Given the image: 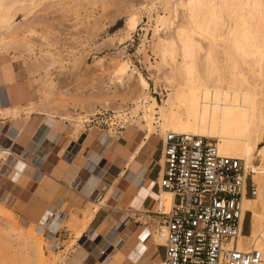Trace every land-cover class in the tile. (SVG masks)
<instances>
[{
	"label": "bare ground",
	"instance_id": "6f19581e",
	"mask_svg": "<svg viewBox=\"0 0 264 264\" xmlns=\"http://www.w3.org/2000/svg\"><path fill=\"white\" fill-rule=\"evenodd\" d=\"M42 1L0 0V61L4 77L11 73V63L20 58L18 53L32 51L34 29L29 24L36 6ZM157 2L160 11L154 16L152 40L153 47L159 53L153 67L156 69V81L165 83V99L159 103L149 95L147 79L132 68L128 60L117 61L113 66L112 77L120 86L127 84L124 95H127L131 107L126 113L122 105L115 106V116L121 118L124 125L129 124V129L139 132L136 147L142 145V137L147 140L151 137L163 140L168 133L191 135L214 140L219 155L243 161L246 170L253 173L252 179L257 191L252 198H242V211L251 213V227L248 235H241L238 248L247 251L256 249L262 253L264 260V0ZM127 13L123 27L127 33L123 36L128 39L138 27V10L132 9ZM19 16H22L20 20ZM165 26H169L172 32L161 36L159 28ZM24 29L27 30L20 37L18 33ZM122 50L116 53L118 58L122 57ZM49 54L41 62L37 61L38 57H34L35 71L43 69L46 77L50 67L62 63L60 55ZM46 93L44 98L48 99ZM110 93L106 92L105 96ZM104 102L106 106L109 105L107 100ZM32 104L29 103L30 107L26 109H23L24 106L0 109V117L30 118L33 112L39 110ZM95 111L96 108L92 106L90 113ZM43 112L48 117L44 123L45 128L28 145L33 154L44 139L56 141L59 137L53 129L56 120L48 116L52 114L51 111L43 109ZM62 116L70 119L73 138L77 139L82 133V117L70 113ZM95 128L99 131L93 139ZM85 132L89 135L82 147L99 140L107 148L108 136L118 134L114 128L106 131L97 126H91ZM4 139L14 142L10 135H5L0 138V144ZM92 150L82 164L77 160L69 164L63 176V180L71 185L80 170L87 175L80 193L88 199L90 205L79 216L71 213L70 218L65 219L58 215L63 210L57 207L48 209L41 205L32 214V228L24 231L13 218L10 200L14 198L9 194L3 195L0 202V247L6 252L14 249L10 251L9 258L2 251L0 256L4 262L10 259L9 264H66L67 254H64L65 249L61 250L64 243L56 237V233L65 226L73 231L71 241L74 242L70 247L71 258L67 257L68 264H82L88 257V252L77 242L89 228L94 214L106 206L107 202V188L103 197L94 200L102 182L98 172L104 157ZM255 158L257 164L254 165ZM13 159L15 162L10 165V172L20 174L16 185H24L29 179L38 182L42 180V173L11 153L8 143L4 144V148L0 146V170L1 165H9ZM157 163H164L162 152ZM143 182L142 174L132 181L135 186ZM172 201L173 195L161 189L156 197L157 209L167 213L172 207ZM107 227L108 223H104L100 230L108 231ZM162 230L152 237L157 245L164 244L165 233ZM91 239L95 241L93 235ZM145 254L140 255L135 264L143 260V257L146 258ZM120 256L118 254L116 258ZM145 264L163 262L156 255L153 263Z\"/></svg>",
	"mask_w": 264,
	"mask_h": 264
},
{
	"label": "rangeland",
	"instance_id": "374dc122",
	"mask_svg": "<svg viewBox=\"0 0 264 264\" xmlns=\"http://www.w3.org/2000/svg\"><path fill=\"white\" fill-rule=\"evenodd\" d=\"M132 9L138 10V27L127 39L126 36H123L127 33L124 32L125 28L123 29V27L125 18L128 15L127 12ZM157 11H160L157 0H43L40 2L34 10L31 23L29 24L34 29L31 42L32 51L28 52L24 50L18 53L20 58L17 59V61H20L18 64L23 65L31 78L33 104H30L39 109L34 113L38 115V120L41 119V115H44V117L47 116L43 112V109L51 111L52 114L48 116L56 120L54 130L57 133H63L66 142L73 138V131L70 119L62 116L64 113H70L72 115L78 114L82 117L81 121H83V124L80 130L82 132L91 126H97L106 131L110 128H114L116 132L124 131L121 128L124 122L121 118L115 116L116 113H114L115 111L113 109L115 106L122 105L124 112L127 113L131 107L128 97L126 98L127 95H124V92L127 90V84L126 86H120L115 83V78L112 77L113 66L117 61L119 62L121 60H128L130 66L135 68L147 79L149 83V95L161 103L166 96L165 83L161 80L159 82L156 81L154 78L156 69L153 67L156 64L155 62L158 61L159 53L153 47L152 40V29L155 26L154 16ZM179 14L181 19V11ZM21 18L22 16H19L18 20ZM159 29L161 36L168 35L172 32L169 26H165L164 28L160 27ZM26 30L19 31V36L21 37ZM120 34L125 39L122 40L123 37ZM121 49H123L122 51L124 53L120 59L116 53ZM50 52L55 53V55H60L59 59L62 60V63L50 67L49 75L46 77L44 76L43 69L35 71V67H33L35 65L34 59L38 57L37 61L41 62L42 58L50 55ZM115 85L118 91H116ZM111 91L115 92V94H112ZM106 92L111 93L105 96ZM45 93L48 99L44 98ZM106 100L107 104H109L108 106L105 105L106 102L104 101ZM92 106L96 108L95 113H90ZM28 107L30 106L27 105L23 109ZM97 111L98 113H96ZM18 118L22 119L20 117ZM125 127H130V125L126 124L124 125ZM97 131L99 129L95 128L94 132ZM120 142L124 143V140L120 139ZM161 142L162 140H160ZM14 154H16L17 158L27 160L22 157V154ZM159 154L160 151L157 150L149 161L151 168L155 167L154 170L159 166L157 163ZM82 156L86 158L88 155L84 152ZM14 162L15 160L13 159L9 165H1L0 202L4 194H9L12 198L20 196V190L12 185V183L15 184L16 176L14 172H10V165L12 166ZM253 164H257L256 158ZM62 165L67 166V162H62ZM106 178L107 180H113L110 176ZM44 180L43 185L47 181L45 178ZM118 186L120 187V185ZM102 194V192L99 193L96 198L100 199ZM71 196L77 197L76 194H71ZM20 198L19 205H22V207L31 199L27 193ZM13 200H10L11 207H13ZM81 201V203L76 205H72L69 202L63 203L62 209L68 218H70L71 213H76L79 216L84 207L90 205L89 201H86L84 205L83 199ZM28 211L29 207L27 206L24 211L27 217H29ZM12 214L19 228L24 231L32 228V219L24 217L17 208L13 207ZM155 219L157 225L154 226L153 231L159 233L157 229L160 226L161 219L157 215H155ZM250 227L251 213L246 212L244 235L249 234ZM88 229L82 233L83 235L79 239L80 241L78 240L79 243H91L92 235L90 232H87ZM56 237L64 241L61 250L65 249L64 254H67L66 264H68L69 258L67 257L71 256L70 247L74 243L71 241L73 231L65 226L56 233ZM2 249L0 247V255L3 254V251V255L5 256L6 254L8 258L11 255L10 251L14 250L10 249L6 252ZM89 254L90 256L85 260L84 264H98V252L95 251ZM9 260L7 259L5 261L9 264ZM3 263L7 264L1 258L0 264Z\"/></svg>",
	"mask_w": 264,
	"mask_h": 264
},
{
	"label": "crops",
	"instance_id": "0c3cea01",
	"mask_svg": "<svg viewBox=\"0 0 264 264\" xmlns=\"http://www.w3.org/2000/svg\"><path fill=\"white\" fill-rule=\"evenodd\" d=\"M19 62L17 60L12 62L11 73L4 77L0 61V109L15 106L25 107L33 101L31 78L23 65L18 64ZM34 113L36 112H33L30 118L23 116L24 121L19 118L0 117V138L10 135L14 140L13 143H10L4 139L0 145L4 148V144L8 143L11 153L22 154V157L28 160L24 161L29 162L32 168L43 175L40 182L29 179L24 184L25 186H18L16 184L19 182L20 174L14 172L15 184L12 183V185L20 190L19 197L22 198L27 193L31 199L22 207L19 205V197L15 196L13 207L17 208L24 217L32 219V214L41 205L47 206L48 209L57 207L59 210H63L64 202L76 205L82 202L81 199H83L84 205L88 199L80 193V189L87 175L83 174V170H80L71 185L63 180V176L69 164L76 160L82 164L87 158L82 154L85 151L88 154L93 149L92 151L104 157L98 172L102 182L98 186L100 189L97 188L94 200H98L97 195L105 192L107 188V202L106 206L101 207L94 214L87 231L93 235L95 245L92 246V241L90 244H81L80 240L78 244L88 252V257L89 253L97 251L98 264H135L138 257L144 253L147 255L146 258L143 257V260L137 264L153 263L156 255L158 260L163 261L164 247L157 245L152 238L156 233L153 228L157 225L155 213L161 211L157 209L156 197L161 190L157 181L161 178L162 168L158 166L154 170L155 167L151 168V163H149L154 153L157 150L161 151L162 142L160 143V139L151 137L147 140L142 137V145L137 148L136 140L139 132L125 127L122 128L124 131L118 132L117 136H108L109 146L107 148L106 144L100 143L99 140L82 147L88 138L87 132L83 131L78 139L72 138L67 142L63 133L56 132V135L59 136L56 141L44 139L36 153L33 154L28 149V145L45 128L44 123L48 118L41 115V119L38 120V115ZM50 122L54 121L50 120ZM55 125L56 122L53 129H55ZM95 133L92 132L93 139ZM120 139L124 140V143L120 142ZM62 162H67V166H63ZM141 174L144 176L143 184L133 185V179ZM107 176L112 177L113 180H107ZM44 178L47 180L45 185H43ZM71 194H76L77 197H73ZM27 206L29 207V217L24 213ZM62 212H59V217L66 219L68 216ZM104 223H108V231L107 229L100 230ZM118 254L121 256L116 258ZM85 260L82 264L85 263Z\"/></svg>",
	"mask_w": 264,
	"mask_h": 264
},
{
	"label": "built area",
	"instance_id": "2783aa9c",
	"mask_svg": "<svg viewBox=\"0 0 264 264\" xmlns=\"http://www.w3.org/2000/svg\"><path fill=\"white\" fill-rule=\"evenodd\" d=\"M160 189L173 195L167 213L157 211L164 229L163 264H264L256 249L238 248L244 234L242 198L256 195L243 161L221 156L214 140L168 133L160 153Z\"/></svg>",
	"mask_w": 264,
	"mask_h": 264
}]
</instances>
